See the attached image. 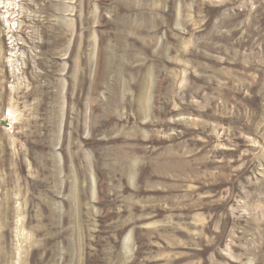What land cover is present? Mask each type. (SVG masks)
Returning <instances> with one entry per match:
<instances>
[{"label":"rangeland","instance_id":"1","mask_svg":"<svg viewBox=\"0 0 264 264\" xmlns=\"http://www.w3.org/2000/svg\"><path fill=\"white\" fill-rule=\"evenodd\" d=\"M0 264H264V0H0Z\"/></svg>","mask_w":264,"mask_h":264},{"label":"water","instance_id":"2","mask_svg":"<svg viewBox=\"0 0 264 264\" xmlns=\"http://www.w3.org/2000/svg\"><path fill=\"white\" fill-rule=\"evenodd\" d=\"M2 126L9 127V124L7 122L3 121Z\"/></svg>","mask_w":264,"mask_h":264},{"label":"bare ground","instance_id":"3","mask_svg":"<svg viewBox=\"0 0 264 264\" xmlns=\"http://www.w3.org/2000/svg\"><path fill=\"white\" fill-rule=\"evenodd\" d=\"M9 115V114H8ZM8 118V117H7ZM13 120V119H12Z\"/></svg>","mask_w":264,"mask_h":264}]
</instances>
